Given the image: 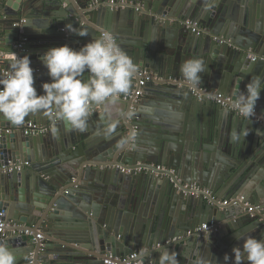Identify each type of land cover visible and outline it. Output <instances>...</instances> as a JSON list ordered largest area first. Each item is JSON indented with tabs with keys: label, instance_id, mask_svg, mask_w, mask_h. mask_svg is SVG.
Instances as JSON below:
<instances>
[{
	"label": "water",
	"instance_id": "water-1",
	"mask_svg": "<svg viewBox=\"0 0 264 264\" xmlns=\"http://www.w3.org/2000/svg\"><path fill=\"white\" fill-rule=\"evenodd\" d=\"M187 20L204 31L189 28ZM68 24L88 34L70 33ZM104 30L138 65L120 99L122 113L132 115H122L110 136L100 108H93L83 132L52 125L54 114L25 120L50 126L46 133L4 132L16 125L0 116V166L21 164L0 173V208L10 222L0 242L16 264H31V257L34 264H104L110 254L135 250H143L139 264H158L165 248L178 264H225V254L233 264L232 249L244 243L236 236L264 239V212L251 214L181 187L197 184L219 199L264 201V122L194 95L180 66L201 59L207 67L201 88L232 99L237 86L246 91L252 76H264V0H0V70L29 56L34 86L43 94L41 85L51 78L40 57L65 44L79 50ZM23 39L21 52L15 44ZM143 78L144 93L134 102L129 95ZM255 109L264 117V90ZM233 132L242 133L238 142ZM124 137L131 140L120 147ZM139 163L176 174L117 167ZM211 221L220 227L196 230ZM38 232L44 241L34 240Z\"/></svg>",
	"mask_w": 264,
	"mask_h": 264
},
{
	"label": "clouds",
	"instance_id": "clouds-1",
	"mask_svg": "<svg viewBox=\"0 0 264 264\" xmlns=\"http://www.w3.org/2000/svg\"><path fill=\"white\" fill-rule=\"evenodd\" d=\"M71 24L66 25L70 33L85 36L87 32H74ZM47 68L51 82H44L43 94L38 95L34 86V70L29 56H17L3 75H0V116L16 126L24 124L26 118L37 114L52 115L62 122L66 131L87 129L93 108L102 109L106 122L104 134L110 136L122 115L120 99L129 92L133 77L137 75L138 65L119 45L115 35L102 31L79 50L67 44L49 48L41 57ZM207 67L201 59L185 60L180 73L188 87L201 84V74ZM86 74V75H85ZM264 90V76L254 75L246 84V91L237 86L232 108L241 118H251L255 114L256 103ZM55 132V129H53ZM241 132H233L231 139L238 142ZM131 137H124L119 146L127 145ZM244 243L234 247L233 264H264V239L255 236L240 237ZM225 264L230 257L225 254ZM17 257L7 246L0 242V264H16ZM158 264H178L175 253L163 249Z\"/></svg>",
	"mask_w": 264,
	"mask_h": 264
},
{
	"label": "built area",
	"instance_id": "built-area-1",
	"mask_svg": "<svg viewBox=\"0 0 264 264\" xmlns=\"http://www.w3.org/2000/svg\"><path fill=\"white\" fill-rule=\"evenodd\" d=\"M186 23L189 28H192L197 33H202L204 31V29L201 28L199 23L196 21L187 20ZM24 40L25 39L15 44V48H18L21 52L25 51ZM254 59H256V57ZM5 70L6 69H1L0 75H3ZM146 79L145 78L141 79L139 81L138 88L133 90V93L129 95V97L134 99V102L138 101V99L143 95L144 93L143 86L146 83ZM191 90H192V93L198 96L200 99H212L214 102L220 104L221 106L227 107L230 110L234 111L232 108L233 99L230 96H227L226 94H224L223 92L210 91L209 89L201 88L200 86H197L195 88L191 87ZM132 109H135V106H132ZM246 118L254 119L260 123L264 122V117L260 115V113L256 109H255V114L251 118H248V117ZM56 121L57 120L54 118V120L51 122L52 125H54V122ZM49 127H45L34 120H28V121H25L23 125L15 126L14 128L10 127L6 129L4 132H13V131L19 130V131L24 132L26 135H39V134L46 133L49 130ZM14 165L17 166L18 168L21 167V164H12L10 166L2 165L0 166V173L1 171L12 170ZM117 167L122 169V171H125L128 173H141L143 171H146V172H152V173H155L156 175L166 176V177H171V175L174 176L176 174L175 170L168 169L166 166L161 165V164L143 165L139 163L137 165H127V166L119 165ZM181 188H183L184 191L192 192L194 194L210 195L212 200H214L215 202L221 203L223 205L243 206V209L251 214H257V213L261 214L264 212V201L258 204H252V203H249L248 201H245L243 197L219 199L217 196L213 195V192L210 189L206 187H201L197 184H194V185L183 184ZM220 224L221 222L211 221L210 223H204L200 228H197L196 230L198 231L199 230H209V229L216 230L217 228L220 227ZM9 226H10V222L7 220L6 211L0 208V233H2V235H5L7 233V228ZM24 232L26 234L32 235V232L29 229H27ZM188 233L191 234V231H189ZM37 239L44 241L42 232H38L37 238H34V240L37 241ZM171 241L172 239L168 240V242H171ZM41 246L43 248L44 243H42ZM142 252L143 250H135L133 253L125 255V256H116V255L110 254L109 256L105 258L104 264H139L138 258ZM30 263L34 264L32 257H31Z\"/></svg>",
	"mask_w": 264,
	"mask_h": 264
},
{
	"label": "crops",
	"instance_id": "crops-1",
	"mask_svg": "<svg viewBox=\"0 0 264 264\" xmlns=\"http://www.w3.org/2000/svg\"><path fill=\"white\" fill-rule=\"evenodd\" d=\"M237 212H239L238 209H237ZM241 214H242V212H239V213H238V216H240Z\"/></svg>",
	"mask_w": 264,
	"mask_h": 264
},
{
	"label": "flooded vegetation",
	"instance_id": "flooded-vegetation-1",
	"mask_svg": "<svg viewBox=\"0 0 264 264\" xmlns=\"http://www.w3.org/2000/svg\"><path fill=\"white\" fill-rule=\"evenodd\" d=\"M6 211V210H5Z\"/></svg>",
	"mask_w": 264,
	"mask_h": 264
}]
</instances>
